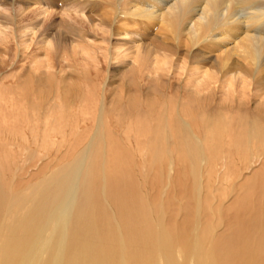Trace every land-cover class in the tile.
Here are the masks:
<instances>
[{"label": "rangeland", "instance_id": "rangeland-1", "mask_svg": "<svg viewBox=\"0 0 264 264\" xmlns=\"http://www.w3.org/2000/svg\"><path fill=\"white\" fill-rule=\"evenodd\" d=\"M130 1L12 0V7L0 5V16L10 20L7 33L0 34V183L18 189L28 184L47 182L51 186L60 182L66 187L63 194L55 196L67 197L80 172L79 208L84 209L88 199L96 196L104 204L119 206L133 195L138 206L154 203L150 209L162 228L183 224L195 237L194 241L204 242L201 249H206L215 236L240 220L252 221L249 223L252 232L259 230V225H264L263 149L255 148L256 152L245 151V147L243 151L234 149L225 137L215 133L212 140L205 134L201 143L192 137L198 153L184 166L181 150L176 152L175 140L152 132L150 138L155 141L152 150L146 146L148 140L144 141L143 132L161 126L170 136L166 119L169 106L176 123L181 120L178 110L193 106L205 121L210 118L206 131L214 130L213 126L222 122L218 118L222 110L227 112L225 109L229 108L226 115L232 119L239 115L242 121H248L253 133L252 122L260 112L264 115V90L256 80L246 88L241 75L234 86H229L230 77L222 80L221 74L216 76L208 71L214 64L212 60L224 58L226 53L222 52L233 49L236 42H225L223 48L206 42L200 48L210 53L205 64L196 57L199 47H191L183 38L178 41L159 19L148 20L130 13L133 12ZM16 6H21L20 10ZM160 23L168 34H163ZM30 26H37L40 31L27 33ZM116 29L123 34H115ZM52 32L59 35V40L48 45L46 39L55 35ZM171 40L182 41L183 45ZM148 43L152 49L146 54L145 48H151ZM159 46L163 53L158 52ZM173 46L177 49H167ZM189 51L190 55H185ZM236 57L234 54L231 60ZM50 63L53 68L48 66ZM49 74L54 76L52 84L47 81ZM102 107L104 122L97 131L95 116ZM45 110L51 112L49 133ZM87 114L90 118L85 122L77 120L88 117ZM62 121L66 129L58 134L53 129H58ZM72 123L80 128L75 135L69 134ZM259 126L264 135V119ZM91 140L93 147L88 152L85 149ZM260 142L257 141L258 146ZM253 144L256 146V141ZM83 158L84 166L80 167ZM122 211L117 209L118 213ZM104 214L107 215H101L102 219L116 221L110 209Z\"/></svg>", "mask_w": 264, "mask_h": 264}, {"label": "bare ground", "instance_id": "bare-ground-1", "mask_svg": "<svg viewBox=\"0 0 264 264\" xmlns=\"http://www.w3.org/2000/svg\"><path fill=\"white\" fill-rule=\"evenodd\" d=\"M12 3V0H0L1 7L2 5L4 7L11 6ZM130 3V9H133V12L130 13L135 16L140 15L141 17H146L148 20L159 19L161 23L163 22V24L167 26L168 30H171L177 40L183 38L189 45H191V47H199L200 49L207 42L223 48L226 45L225 42H229L230 40L236 42L233 49L228 52H222L226 53L224 58L221 56L220 60H212L214 61V64L210 66L208 65L210 67L208 71L210 73L215 72V74H221L220 77H222V80L223 78L227 79V77H230L229 86H234L235 81L241 75L240 78L244 77L243 85L246 88H250L252 81L256 80L260 83L261 89L264 90V0H131ZM20 7H18V9ZM127 8L129 7L127 6ZM27 25H29V23ZM31 25L34 24L31 23ZM161 26L162 24L160 25V28ZM165 26H162V32H164V29L165 31L167 30ZM30 27L26 29L28 30L27 33H29V31L35 33L39 30V27L37 28V26ZM9 28V18L0 16V34L7 33ZM52 33L50 34L52 35ZM114 33H117V35L123 34L119 29H116ZM163 34L168 33L164 32ZM51 35L48 37H51ZM58 40L59 35L55 34L51 37V40L46 39V43L49 45L52 41ZM182 41L180 43H182ZM171 42L180 44L172 40ZM148 44L149 45L147 46L151 45L150 43ZM182 45L180 44V46ZM155 46L156 45H153V47ZM160 47L161 46H159V48ZM138 48H140V46ZM148 49L151 50L152 45L151 48H145L144 53H149L150 51ZM161 49L162 47L160 50L157 49L158 52H160ZM167 49L172 51L177 48L173 46L168 47ZM203 50L200 49L199 53H197V51L196 57L202 59L203 61L201 62L207 64L209 59L208 55L210 53H208L207 50V53ZM211 51L212 50H210V52ZM161 53H163V51H161ZM234 54L237 57L233 61L231 59ZM156 55L159 56L158 54ZM185 55L189 56L190 51ZM166 57L168 56L166 55ZM230 61H232V63H230ZM41 65H43V63ZM48 66L52 67V64L50 63ZM196 66H198V64H196ZM199 66L198 69L200 68ZM50 76L47 81L52 84L54 83V76ZM209 77L210 76H208V78ZM31 80L33 82V79ZM192 107L188 106V108L183 110L177 109L180 112L181 120L179 123H176L175 115L171 112L172 108L169 106L166 119H168V130L171 135L169 136L168 134H165L164 129L161 126H157L155 130H152L151 132H149L151 129L148 128L143 132L146 136L144 141L147 142L148 140L149 142L146 143V146L148 145L152 150L155 148V141L153 142L151 140L152 138H150L152 132L158 133V135L162 134L165 138L171 137L176 142V152L177 150H181V154H179L185 162L184 166L187 162L190 164V158H193V155L198 153L196 151L197 148L193 146L192 137L197 139V142L201 143V141L203 142V136L205 134H207V139L213 138L212 140H215L216 134L218 137H225L228 143H230V146L232 148L234 147V149L239 148V150L243 151V148L245 147V151L251 149L256 152L255 148L264 150V135L258 130L260 128L259 124L261 123V120L264 119V115H262L261 112L258 114V118L252 122L254 124L252 126L255 127L253 133L251 131L253 128L248 124V121H242V117L239 115L236 117L233 116V119L230 118V115H226L229 108L225 109L227 112L222 110V114L220 117L218 116V118H222V122L224 123H217L213 126L214 130L206 131L205 128L209 127L211 124L210 118H207V121H205L202 116H199V111H195ZM103 109L104 108L102 107L98 116H95L97 117L95 121L97 131H100L104 122ZM46 111L47 110L43 112L46 113V130L48 128L49 133L51 130L48 127V125H50L49 114L51 112L48 114ZM87 118H90L89 115L88 117H83V119L77 118V120L85 122ZM61 123L62 124L58 129H53L57 131L58 134H63L66 129L64 126L65 122L62 121ZM76 123H72V125L70 124V135H75L77 134V131H79L80 128L76 126ZM244 123L246 125H244ZM146 132L149 133L146 134ZM140 138L141 136L138 137L139 141ZM253 141H256V146L253 144ZM257 141H261L259 146ZM91 144L92 140L88 143V148L85 149L86 151L89 152L92 146ZM239 144H241V146ZM104 145H106V143ZM85 150L83 149L82 151ZM83 155L85 156L86 154L82 153V156ZM258 155L257 157L259 158L260 155ZM84 161L85 159L83 158L81 161L82 163L80 162V167L84 166ZM171 163L169 162L170 165ZM191 165L194 166L195 164L193 165L191 163ZM111 172L112 171H110V173ZM103 173H105L104 170ZM81 175L80 172L77 174L76 181L69 189V194L67 197L64 195V198L61 196L57 198L55 196L63 194L64 187H66L63 186V183L60 184L59 181V183H55L51 186H49L50 184L46 185V182L24 185L18 189L14 188L15 186H11V184L5 182L0 183V264H264V225H259V230H253L252 228V232L250 228L252 221L240 220L238 223L236 222L233 224L230 229L228 226V232L226 230V232H220L215 236L216 238L214 241H210L212 243H209L210 245L208 246L206 245L207 247L205 246L206 249H201L204 242L194 241L195 237L182 227L183 224L181 226L173 225L172 227L162 228L160 226L161 223L159 224L157 220H154L157 217H153L151 206L154 203L148 207L147 205L144 207L138 206L133 200V195L127 196L126 200L119 203V206H113L111 202H106L104 204L95 194L96 197L88 199V204L84 209L79 208L80 196L78 197V191L80 189L78 188V182ZM200 175L202 177V173ZM102 179L105 181V178ZM118 202H120L119 199ZM83 203L86 202L84 201ZM113 207L115 209L111 210ZM118 208L123 210L122 213L117 212ZM109 209L112 214H114L113 216L116 218L114 220L116 221H112V219L108 218H101V215H103V217L107 215L104 214V212L108 213ZM119 216L121 219H118Z\"/></svg>", "mask_w": 264, "mask_h": 264}]
</instances>
